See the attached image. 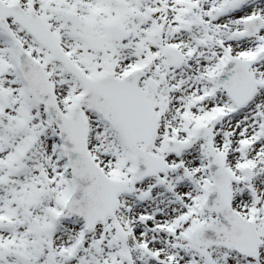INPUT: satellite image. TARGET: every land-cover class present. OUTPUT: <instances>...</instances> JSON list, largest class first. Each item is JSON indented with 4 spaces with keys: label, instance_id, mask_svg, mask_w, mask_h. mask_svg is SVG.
Returning <instances> with one entry per match:
<instances>
[{
    "label": "snow or ice",
    "instance_id": "6c2138e0",
    "mask_svg": "<svg viewBox=\"0 0 264 264\" xmlns=\"http://www.w3.org/2000/svg\"><path fill=\"white\" fill-rule=\"evenodd\" d=\"M0 264H264V0H0Z\"/></svg>",
    "mask_w": 264,
    "mask_h": 264
}]
</instances>
